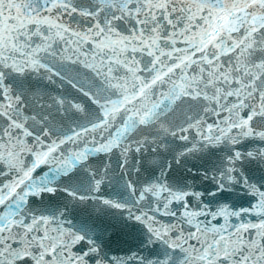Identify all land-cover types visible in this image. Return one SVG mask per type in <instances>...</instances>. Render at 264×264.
I'll list each match as a JSON object with an SVG mask.
<instances>
[{"label":"snow or ice","instance_id":"6c2138e0","mask_svg":"<svg viewBox=\"0 0 264 264\" xmlns=\"http://www.w3.org/2000/svg\"><path fill=\"white\" fill-rule=\"evenodd\" d=\"M0 264H264V0H0Z\"/></svg>","mask_w":264,"mask_h":264}]
</instances>
